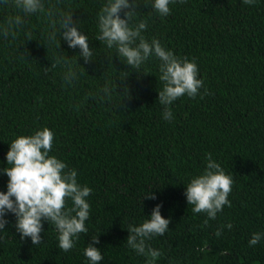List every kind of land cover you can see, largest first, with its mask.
<instances>
[{
  "label": "trees",
  "instance_id": "obj_1",
  "mask_svg": "<svg viewBox=\"0 0 264 264\" xmlns=\"http://www.w3.org/2000/svg\"><path fill=\"white\" fill-rule=\"evenodd\" d=\"M103 2L63 0L95 49L88 64L79 48L59 37L49 45L43 20L35 15L25 18L16 40L0 35V169L8 166L6 154L16 137L48 127L55 133L50 155L76 169L78 183L92 189L88 232L72 250L59 248L58 232L48 222L43 243L21 240L9 213L0 230V264H90L84 249L94 236L100 264H147V257L127 246L128 227L148 219L157 204L171 223L163 236L148 241L162 253L155 264H264V238L249 246L253 233H264V0H186L170 4L165 17L152 0L140 5L137 19L148 21L146 38L194 58L204 81L200 93H210L177 99L171 122L158 102L159 61L152 57L131 69L115 49L96 40ZM10 14L13 9L0 5V24ZM25 48L28 60L22 58ZM61 55L80 72L74 87L63 83V68L44 70ZM89 93L92 98L85 99ZM208 153L234 183L231 207L202 227L206 214H194L184 192L203 173ZM7 181L0 173V191H7ZM150 191L157 199L143 200ZM229 223L233 227L217 237V229Z\"/></svg>",
  "mask_w": 264,
  "mask_h": 264
},
{
  "label": "clouds",
  "instance_id": "obj_2",
  "mask_svg": "<svg viewBox=\"0 0 264 264\" xmlns=\"http://www.w3.org/2000/svg\"><path fill=\"white\" fill-rule=\"evenodd\" d=\"M185 2L152 0L151 6L156 13L165 17L171 12L170 4ZM255 2L242 0L245 5H254ZM141 4L148 6L147 0H104L97 14L96 40L109 50L115 49V55L131 69L139 70L152 57L159 61L162 88L158 91V102L163 109V118L171 122L173 112L170 106L177 99L185 95L193 99L200 95L202 99L210 93L207 89L202 95L200 93L204 81L199 78V68L194 58L189 60L179 57L163 46L158 38H146L144 32L148 21L137 19ZM0 5L15 12L0 24V35L5 39L11 37L16 40L19 30L26 25L25 18L35 15L43 20L49 45H55L63 39L70 48H79V57L83 58L85 64L94 60L95 49L90 47L88 36L80 30L78 21L74 20L73 11L64 10L63 0H0ZM25 35L30 37L31 33ZM22 53V58L28 60V49L25 48ZM112 57L107 55L109 62ZM58 67L63 68L62 80L65 85L74 87L79 82L80 72L76 65L62 55L44 70L47 73ZM103 91L108 93L110 88L105 86ZM122 94L125 97L129 95V89L124 84ZM88 98H92L91 93L85 99ZM121 107L126 108L124 104ZM54 138L55 133L43 127L31 135H20L9 144L6 154L8 166L0 169V173L8 177L7 191H0V230L5 229L8 224L5 217L11 213L16 217L15 228L21 240L30 238L33 245H39L43 243L41 233L44 232V222H48L58 232L59 248L69 252L79 235L88 232L86 221L90 216V204L87 198L92 189L78 183L76 169H70L65 162L50 155ZM233 183L232 176L226 174L212 154L208 153L203 173L191 178L184 192L187 203L193 206L192 212L206 214L208 219L204 220L202 227L208 225L209 219L215 220L225 205L231 207L228 197ZM145 199L155 200L157 196L154 191H150L144 196ZM161 208L162 204H157L148 219L139 226L128 227L130 235L126 240L127 246L138 255L147 257V264H155L162 255L148 241L163 236L171 223L161 214ZM225 227L230 230L233 226L231 223L221 226L216 231L217 237L221 236ZM262 238L264 233H253L249 246H255ZM99 243V237L94 236L84 249L90 264H100L103 260L101 248L96 246Z\"/></svg>",
  "mask_w": 264,
  "mask_h": 264
}]
</instances>
